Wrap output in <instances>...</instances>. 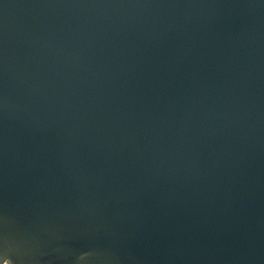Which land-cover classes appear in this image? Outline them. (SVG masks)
Here are the masks:
<instances>
[{
    "label": "water",
    "instance_id": "1",
    "mask_svg": "<svg viewBox=\"0 0 264 264\" xmlns=\"http://www.w3.org/2000/svg\"><path fill=\"white\" fill-rule=\"evenodd\" d=\"M0 264H264V0H0Z\"/></svg>",
    "mask_w": 264,
    "mask_h": 264
}]
</instances>
